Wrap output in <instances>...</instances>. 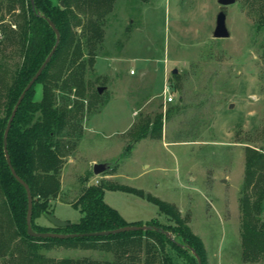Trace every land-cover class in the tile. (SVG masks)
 Listing matches in <instances>:
<instances>
[{"label": "rangeland", "instance_id": "374dc122", "mask_svg": "<svg viewBox=\"0 0 264 264\" xmlns=\"http://www.w3.org/2000/svg\"><path fill=\"white\" fill-rule=\"evenodd\" d=\"M113 2L94 58L83 56V95L67 92L69 104L76 99L83 104L82 130L80 138L66 137L75 144L63 157L60 194L50 201L51 214L64 222L79 220L81 213L70 202L90 173L87 184L122 188L106 189L103 200L128 222L156 218L175 226L146 197L172 204L204 246L201 264H264L244 259L240 236L246 153H264V25L257 12L264 0ZM219 11L226 15L225 38L213 37ZM99 86H104L100 93ZM165 87L173 94L171 102L165 100ZM35 96L41 97L40 84ZM93 159L112 165L95 175ZM34 221L55 227L44 215ZM0 225L3 236L13 233L1 210ZM99 244L42 247L40 252L54 260H112V250ZM165 250L178 264L198 263L171 245Z\"/></svg>", "mask_w": 264, "mask_h": 264}, {"label": "trees", "instance_id": "16d2710c", "mask_svg": "<svg viewBox=\"0 0 264 264\" xmlns=\"http://www.w3.org/2000/svg\"><path fill=\"white\" fill-rule=\"evenodd\" d=\"M113 1L0 0V210L7 213L13 226V233L3 236L0 225V264H178L166 254V245H171L188 261L196 260L190 251L192 248L203 262L201 240L172 204L157 197H146L159 212L170 216L175 226L162 224L156 218L145 223L128 222L103 200L106 189L122 188L108 183L87 184L90 173L82 179L78 196L70 202L81 213L78 221L62 228L42 226L34 221L46 212L51 213L50 201L60 194L63 157L75 144L66 142V137L73 133L76 138L81 137L79 122L83 118V104L77 99L69 104L67 92L74 90L77 97L83 95L86 66L83 56L87 55L90 61L94 58L96 47L103 39L104 19ZM258 7L259 23L264 25V2ZM8 15L11 19H6ZM46 18L59 30L60 40L48 65L21 101L6 145L12 167L32 192V228L37 232L57 233L96 232L126 225H147L150 229L73 238L33 237L26 231L27 192L6 162L3 133L20 93L55 44V32ZM36 84L41 85L40 98L35 96ZM56 91L61 93L62 105ZM126 147V151L131 148ZM242 189V256L248 261L264 260V153L247 150ZM163 231L170 232L172 238ZM98 243L103 249L112 250V260L85 257L54 260L40 252L42 247L48 250L50 246L96 248ZM188 250L194 258L188 256Z\"/></svg>", "mask_w": 264, "mask_h": 264}, {"label": "water", "instance_id": "95a60500", "mask_svg": "<svg viewBox=\"0 0 264 264\" xmlns=\"http://www.w3.org/2000/svg\"><path fill=\"white\" fill-rule=\"evenodd\" d=\"M32 1V0H31ZM235 0H217V2L221 5H228V4H233ZM60 5H63V2H60ZM226 15L223 11H219L216 15V22H215V28L213 31V37L215 38H225L229 36V32L227 30L226 27ZM47 23L49 24V26L52 28L53 32H55V44L53 45L52 49L50 50V52L47 54V56L45 57L44 61L41 63L42 65L39 66V68H37V71L35 72V74L31 77V79L28 81V83L26 84V86L23 88L22 92L20 93V96L18 97L16 103L14 104L13 108H12V112L9 115V118L7 120L5 129H4V133H3V147H4V154H5V158H6V162L9 166V169L12 173V175H14V178L24 187L26 195H27V212H26V231L30 236L33 237H42V238H73V237H84V236H99V235H108V234H114V233H119V232H125V231H133V230H145V229H150V226L147 225H126V226H122L120 228H115L112 230H104V231H96V232H87V233H57V232H37L32 228V224H31V220H32V196L30 190H29V186L28 184L22 180L15 172L14 168L11 165L10 162V158H9V154L7 151V136H8V132L9 129L11 128V123L12 120L17 112V109L21 103V101L23 100L26 92L34 85V83L38 80V77L40 76V74L42 73V71L44 70V68L46 67V65H48L53 53L55 52L57 45L59 43L60 40V32L57 29V27L55 26V24L48 18H46ZM173 72H176V69L173 70ZM104 89V86H99L97 88V91L100 93L102 92ZM112 164L108 161H104V162H96L92 164V172L95 175H99L102 172H104L105 170L109 169L110 166ZM45 216V218L48 220V222H50L52 225H54L55 227H66L69 225L70 222L65 221L64 220H60L58 218H56L53 214L51 213H44L43 214ZM155 229H158L156 227H154ZM167 234V236H169L170 238H172V234L170 232L167 231H163ZM189 248V247H188ZM190 251L193 253V255L195 256L196 260H197V264H201V259L200 256L195 252L194 249H190Z\"/></svg>", "mask_w": 264, "mask_h": 264}, {"label": "built area", "instance_id": "2783aa9c", "mask_svg": "<svg viewBox=\"0 0 264 264\" xmlns=\"http://www.w3.org/2000/svg\"><path fill=\"white\" fill-rule=\"evenodd\" d=\"M164 94H165V100L168 102H171L173 100V94L169 91L167 87L164 89ZM98 180H95V183H97Z\"/></svg>", "mask_w": 264, "mask_h": 264}, {"label": "crops", "instance_id": "0c3cea01", "mask_svg": "<svg viewBox=\"0 0 264 264\" xmlns=\"http://www.w3.org/2000/svg\"><path fill=\"white\" fill-rule=\"evenodd\" d=\"M104 161H106V160H104V159H102V160H96V159H93V160H91L90 162V164L92 165L93 163H96V162H104ZM104 178H111V177H113L111 174H106V175H104L103 176ZM94 179V178H93Z\"/></svg>", "mask_w": 264, "mask_h": 264}]
</instances>
